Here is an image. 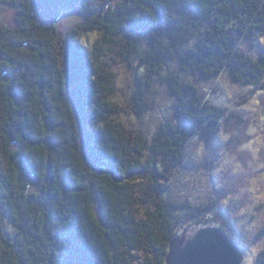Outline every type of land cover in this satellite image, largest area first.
I'll return each mask as SVG.
<instances>
[{"label":"trees","instance_id":"1","mask_svg":"<svg viewBox=\"0 0 264 264\" xmlns=\"http://www.w3.org/2000/svg\"><path fill=\"white\" fill-rule=\"evenodd\" d=\"M0 4L17 13L0 22V264H166L183 225L246 245L222 195L180 187L193 145L234 120L201 81L226 75L264 94V47L239 46L264 35V0ZM64 10L85 19L60 31ZM120 69L137 71L125 101ZM160 86L171 107L148 127Z\"/></svg>","mask_w":264,"mask_h":264},{"label":"rangeland","instance_id":"2","mask_svg":"<svg viewBox=\"0 0 264 264\" xmlns=\"http://www.w3.org/2000/svg\"><path fill=\"white\" fill-rule=\"evenodd\" d=\"M16 14L15 9L0 4V22L14 25ZM84 19L85 15L77 10H64L57 23L60 31L64 32ZM260 38L252 43L240 41L239 46L257 55L263 52L264 47V35ZM94 39V34H90L84 42L90 47ZM136 72L134 69L130 72L120 69L119 87L124 91V101L128 91L130 95L134 88ZM201 85L212 101L235 112L234 120L222 124L219 136L213 141L205 145L200 141L193 145L190 151L192 163L186 178L188 183L180 187V193L189 197L204 196L212 190L211 194L222 195L220 204L224 210L238 217L237 224L246 240V245L241 247L243 264H256L257 250L264 247V237L259 241L253 240L254 234L264 227V118L261 115L264 112V94H252L251 88L229 82L226 75L211 81L203 80ZM153 95L154 109L145 121L148 127L156 126L171 107L164 87H158ZM259 100H262V107ZM195 229L183 225L179 235L183 231L190 235Z\"/></svg>","mask_w":264,"mask_h":264},{"label":"water","instance_id":"3","mask_svg":"<svg viewBox=\"0 0 264 264\" xmlns=\"http://www.w3.org/2000/svg\"><path fill=\"white\" fill-rule=\"evenodd\" d=\"M242 250L223 229L196 227L187 237L183 231L169 242L166 264H243Z\"/></svg>","mask_w":264,"mask_h":264},{"label":"bare ground","instance_id":"4","mask_svg":"<svg viewBox=\"0 0 264 264\" xmlns=\"http://www.w3.org/2000/svg\"><path fill=\"white\" fill-rule=\"evenodd\" d=\"M185 235H186L187 237H190L191 234H190V235L185 234Z\"/></svg>","mask_w":264,"mask_h":264}]
</instances>
